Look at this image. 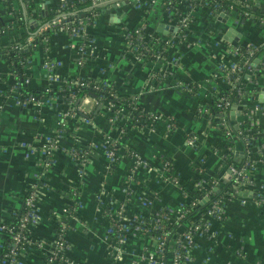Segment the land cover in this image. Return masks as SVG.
Instances as JSON below:
<instances>
[{
	"label": "crops",
	"instance_id": "obj_1",
	"mask_svg": "<svg viewBox=\"0 0 264 264\" xmlns=\"http://www.w3.org/2000/svg\"><path fill=\"white\" fill-rule=\"evenodd\" d=\"M63 1L13 0L23 25L7 26L0 44L23 35L25 41L33 37L48 12L63 10ZM144 1L99 3L97 16L86 26L90 42L58 30L49 35L46 44L38 41L23 52L29 59L31 87L49 85L52 71L43 67L44 59H49L61 77L105 80L119 96L130 97L135 106L155 114L152 124L125 128L124 123L110 122L89 96L81 99V108L69 119L59 114L68 108L61 98L23 107L8 90L16 78L0 55V221L13 219L22 206L24 191L39 174L43 182L38 219L30 226L35 242L22 253L20 264H46L43 253L56 235V220L65 216L72 201L76 215L69 219L66 233L69 257L78 264H147L146 254L155 245L153 235L132 229L120 250L114 251L117 244L107 231L109 213L121 205L130 221L187 198V192L165 168L167 160L189 189L203 177L228 178L229 168L221 153L229 139L217 127L216 117L202 109H209L215 89L229 88L219 66L234 59L233 47L264 45V23L236 11L216 15L208 6L197 5L187 35L174 40L163 58L138 60L127 44V32L143 25L157 32L160 23L172 28L166 33L158 30L162 37L175 31L163 10L164 0ZM249 1L253 7L264 8V0ZM172 4L179 10L184 7L179 0ZM12 19V12L0 0V23ZM243 78L242 85L250 91L240 106H231L237 131L229 136L233 141L230 148L234 163L253 162L249 176L256 190L264 185V71H247ZM242 123L244 129L240 130ZM121 126L125 129L117 143L122 144L115 147L116 157L111 161L104 142L120 135ZM54 132L59 134V147L53 164L44 171L39 168L38 150ZM128 145L143 164L133 168ZM72 148L87 150V158H73ZM2 239L0 231V254ZM188 252L185 264H264V204L248 197L245 201L228 199L222 217L208 219Z\"/></svg>",
	"mask_w": 264,
	"mask_h": 264
},
{
	"label": "built area",
	"instance_id": "obj_2",
	"mask_svg": "<svg viewBox=\"0 0 264 264\" xmlns=\"http://www.w3.org/2000/svg\"><path fill=\"white\" fill-rule=\"evenodd\" d=\"M3 2L5 0H2ZM80 2L84 0H78ZM107 0H90L92 9L88 12L87 15L77 16L76 12L71 13V17L64 13L61 8L56 9V16L50 20L45 21L40 25L33 37H29L24 43L18 45V50L24 54L19 59V64L22 67V74L25 83L29 85L30 75L27 72L28 65V56H26L27 52H23L25 48L28 49V46L34 45L36 42L40 41L43 44H46L49 40V35L58 30H64L69 33V35H80L83 43L90 42V39L86 32V26L90 24L95 17L97 16L99 9L95 6H98L99 3H105ZM145 0L144 3H146ZM152 1V0H150ZM184 7L182 10L177 9L176 6L172 4V0H164L163 10L166 12L171 19L172 27H174L175 31H173L168 36L162 37L158 32L149 31L144 25L134 29L133 31H129L126 33V41L129 45L131 53L138 60L140 59H152V58H163V51H166L167 48L173 43L174 40L184 38L190 28L192 22L193 10L197 5H206L216 15H227L230 11H235L233 9V5L228 4L224 5L223 0H179ZM235 3L239 5H244L247 7H251L252 3L249 0H233ZM13 0L10 2V6L8 8L9 13L11 14L14 11L12 6ZM6 6V5H5ZM239 15L250 17L252 20L264 23V16L255 14L248 9L237 10ZM76 23V25H75ZM15 25V24H12ZM170 26V25H169ZM171 29V28H169ZM50 31V32H47ZM5 32V30H3ZM3 34V33H2ZM245 48L242 52L241 48ZM234 59L230 61L228 64L220 65V73L223 79L228 83V90H232L237 88L240 90L239 96L235 104L236 107L240 106L243 102L246 101V92L244 90L245 87L242 85L243 77H238L240 72H252V71H264V45L259 48L256 45H248V46H235L233 47ZM151 57V58H150ZM7 61V64L10 62L8 57H4ZM43 67L48 71H52L49 75V85L44 87L45 89L49 88H60V85L63 83H74V84H82L79 82V77H61L58 73L55 72V63L49 59H44ZM9 71V65H8ZM236 71L237 75L232 77V72ZM13 73V72H12ZM15 75V73H13ZM237 83V84H236ZM99 87V86H97ZM9 92L13 93L17 98V87H16V79L15 82L9 86ZM215 100L214 109L218 112L214 116V113L209 109L203 108L202 110L209 114H212V117H216L217 127L224 133L227 139H230V135L233 134V120L230 118L231 108L228 109L229 101V93L225 94L219 91L218 89L214 90ZM230 92V91H229ZM253 95V94H252ZM79 96V95H78ZM77 96V97H78ZM89 96L90 95H84ZM82 96L81 99L84 97ZM71 100L67 101L68 108L66 110H60L59 114L63 119H69L76 114V110L81 108V99L75 104L72 99L75 98V94H71ZM61 98L60 96L56 97H42L40 99H34L31 96L26 97L22 102L23 107L28 106H39L41 104H50L55 99ZM62 99V98H61ZM18 100V98H17ZM19 101V100H18ZM92 103L100 105L101 112L105 114L106 118L110 122L116 123H124L125 128L135 127V125L131 122H128V118L133 117V114L127 108H118L115 111H112L113 103L104 98L101 101H98L95 97H92ZM129 104H132V107H135V103L130 101ZM232 104V105H233ZM235 112V110H234ZM157 118L155 114L149 113L147 116V120H140L142 125L152 124L153 121ZM64 125V124H63ZM124 127H120V135L117 137H108L104 142L105 152L110 158L111 161L115 160V147L118 142V139L122 137V133L124 132ZM58 132L53 136L45 137V141L41 145L39 152V168L44 171L46 168L50 167L54 162V152L58 149ZM107 146L110 149H107ZM228 146V147H227ZM225 150L221 153L223 160L225 161L227 154L226 151H229L231 148L230 145H227ZM70 155L73 158L80 159L84 161L87 156V150L81 151L76 148H72L69 150ZM128 155L134 158L133 168L137 165L143 164L144 160H142L128 145L127 148ZM226 162V161H225ZM227 163V167L229 168V175L227 179L233 178L237 184L233 185V193L229 192L227 189L223 190V194L218 198L211 199V191H218L221 188V181L217 178H200L193 189L202 191L201 196L192 195L190 193L187 194V198H185L179 205H167L171 210L170 214H167L162 210H158L155 213L148 214H158V217L149 218L146 217L148 214H139L133 220L127 221L125 218L124 207L119 205L115 209H113L109 213V217L111 218V222L107 227L108 233H112L111 236L113 240L116 242L117 247L114 251H119L121 247V243H124L126 240L127 233H123V230L126 229L125 225L128 222L137 223L133 229L138 230L143 233H150L152 229H160L159 234L153 235L155 245L153 251L146 254L147 264H165L167 262H171L172 264H185L186 260H181V251L178 249L181 247H188L193 243V239L196 234H201L206 226L208 219L210 218H218L220 219L223 215L224 207L228 199L230 198H238L240 201H245L247 199L246 196H241L238 194L240 191L254 190L253 185L251 184V179L249 173L247 174L245 171V165L250 164L253 166L252 161H245L242 165L230 161ZM164 166L167 170H169L170 162L167 160L164 162ZM41 171V172H44ZM172 179L177 181V178L173 175ZM43 189V182L41 179V174L38 175V178L24 191L22 209L23 211L18 216V222L14 225L10 221L1 222L0 221V231L3 234V238L8 237L10 239L9 245L5 249L2 255V264H20L22 253L30 247L33 242H35L31 237L30 226L35 223L38 219L37 215V204L42 197L41 191ZM76 190V189H75ZM264 191V185H262L259 189L254 190L256 195L258 191ZM256 195L253 198L258 204H264V200L257 199ZM207 201V207L203 211H197L192 215L185 217L187 210H180L182 203H189L192 207L197 206L199 203ZM76 215V203L72 201L65 212V216L63 218L59 217L56 220V235L51 240L50 243L47 244L46 249L44 250L43 257L46 264H78L77 260L72 257H69L67 254V250L69 249V243L66 240V233L69 228V219ZM16 216V212L14 213L13 218ZM165 221H168L169 224H177L173 232H163L162 229L165 228ZM9 223V224H8ZM184 223V226L180 229L179 226ZM152 235V234H151ZM166 243H169L174 250H165ZM184 256H188L189 252H185ZM115 264V263H111Z\"/></svg>",
	"mask_w": 264,
	"mask_h": 264
},
{
	"label": "trees",
	"instance_id": "obj_3",
	"mask_svg": "<svg viewBox=\"0 0 264 264\" xmlns=\"http://www.w3.org/2000/svg\"><path fill=\"white\" fill-rule=\"evenodd\" d=\"M10 2H11V0H5L4 1V4L6 5L7 8H9ZM223 2H224V5H228V4L233 5V9L235 11L241 10V9H248L255 14H259V15L264 16V8H262V7H253V5H251V7H247V6L239 5V4L235 3L233 0H223ZM62 5H63V7H62L63 12L68 14L70 17H71L72 12H76L77 16L87 15L88 12L90 11V9L93 8L90 0H84L82 2H80L78 0H64ZM101 6L102 5L99 4L98 6H95V7L100 9ZM56 14L57 13L55 11L48 12L42 18L41 22L52 20L56 16ZM12 18L13 19L7 23H5V22L0 23V36L2 35L3 30H6L7 26H8V28H10V27H12V24H15L17 26L23 25L24 19H23L22 15L20 14V12L12 11ZM75 25H76V23H75ZM47 32H50V31H47ZM88 37H90L89 34H88ZM25 38H26V35H23V36L18 37L17 39H13L12 41H10L6 45L0 44V55H2L4 57H8L10 59V62L8 63L9 71L15 73L16 87H17V98H18L19 102H22L28 96H31L34 99H40L44 96H46V97L60 96L63 101H68V100H71L70 96L73 93V94H75L76 97L73 98L72 101L75 103V100L80 93H82L83 96L93 94L94 97L98 101H101L104 98L109 99L113 103L112 111H115V109H118V108H127L133 114V117L128 118V122L133 123L136 127L140 128L142 126V123L140 122V120H144V121L147 120V116L149 114L148 112H146L145 110H143L142 108H140L138 106L132 107V104H129V103H130V101H133V100H130L131 98L128 96H119L116 93V91L114 90L113 86L110 85L109 83H107L105 80L97 81V80L79 77L78 81L82 82V84H79V83L78 84L63 83L60 85V88H49V89H45V88L37 89V88H33L30 85H28L27 83H25L24 78H23V74H22V72H23L22 67L19 64V59L22 56H24V54L18 50V45L24 43ZM260 47H262V46H259V48ZM241 49L243 52L245 48L243 47ZM162 54H165V51H163ZM234 75H237L236 71L232 72V77H234ZM238 77H240V78L245 77V73L240 72ZM97 86H99V87H97ZM218 90L221 91L222 93H225V94L229 93L230 104L228 105V109H230L232 104L237 101L239 93H241L240 90H238L237 88H234L232 90H228V89H218ZM244 91L246 93H248V91H250V90L246 89ZM6 92H8V91L7 90L4 91V93H6ZM213 100L214 99L212 98L207 106L214 113V115H216L218 111L216 109H214V107H213L214 103H215V100L214 101ZM76 112H78V110H76ZM243 123L240 127L241 129L239 128L240 130L244 129ZM234 131L236 132L237 130H234V128H233V132ZM121 144L122 143H117L116 146H120ZM227 145L233 146V141L231 139H229L224 144V147ZM107 149H110V147L107 146ZM226 154H227V157H226L225 161L228 163H230V161H233L232 150L230 149L229 151H226ZM240 164L242 165L243 163H239L238 166H240ZM250 168H251L250 164L245 165V171L247 174L250 172ZM169 172L177 178V183L182 186V188L185 192L190 193L192 195H197V196L202 195L203 192L200 190H196L193 188H191V189L187 188L185 186L184 179L177 172L172 170L171 164L169 167ZM221 184H222L221 188L218 191H216V190L211 191V195H212L211 199L218 198L219 196H221L223 194L224 189H227L229 192L233 193V185L237 184V183L234 181L233 178H230V179L221 181ZM256 198L257 199L260 198V199L264 200V191L259 190L258 194L256 195ZM207 203L208 202L205 201V202L199 203L197 206L192 207L189 203L184 202V203H182V205L179 209L180 210H187L185 217H188L197 211H203L207 207ZM22 211H23L22 207L16 211V216L11 220L12 224L15 225L18 222V216L20 215V213ZM161 211H163L167 214L171 213V210L168 208V206H164L162 208V210H160L159 212H161ZM152 217L156 218V217H158V214H148V216L146 218L149 219ZM165 223H166L165 228L161 230L163 232H167V231L173 232V230L177 226V224H169L168 221H165ZM136 224L137 223H133V222L126 223V225H125L126 229L123 230V233L130 232L135 227ZM159 232H160V229H152L151 230L152 235L157 236L159 234ZM9 241H10V239L8 237L3 238L1 241L0 264H2V255H3V252L5 251V249L7 248V246L9 245ZM165 250L166 251L167 250L172 251V250H174V248L169 243H166ZM178 250L181 251L180 259L182 261L188 259L189 255L188 256L183 255L185 252L189 251L188 247H181ZM165 264H172V263L167 262Z\"/></svg>",
	"mask_w": 264,
	"mask_h": 264
},
{
	"label": "water",
	"instance_id": "obj_4",
	"mask_svg": "<svg viewBox=\"0 0 264 264\" xmlns=\"http://www.w3.org/2000/svg\"><path fill=\"white\" fill-rule=\"evenodd\" d=\"M101 3H103V2H101ZM101 3H100V4H101ZM167 28H171V27H168L167 25H165V24H163V23H160V24L158 25V27H157V30H159V31L162 32V33H166ZM171 29H172V28H171ZM230 31H232V29H230ZM235 38H237V37H235ZM82 96H83V94L80 93L79 96H78V97L76 98V100H75V104H77V103L80 101V99H81ZM90 96L94 97L93 94H90ZM99 107H100V105H97L96 109H98ZM81 114H82V113H81ZM234 114H235L234 110H231V111H230V118H231V119L234 118ZM83 115H84V114H83ZM241 155H243V151H242ZM238 194L241 195V196H246V197H254V196L256 195V192H255L254 190H247V191H243V192L240 191V192H238Z\"/></svg>",
	"mask_w": 264,
	"mask_h": 264
}]
</instances>
